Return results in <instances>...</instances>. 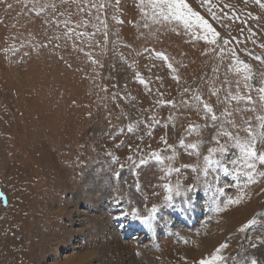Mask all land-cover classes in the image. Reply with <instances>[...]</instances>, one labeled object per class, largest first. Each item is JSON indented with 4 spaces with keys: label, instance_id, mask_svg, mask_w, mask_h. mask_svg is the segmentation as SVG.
Segmentation results:
<instances>
[{
    "label": "rangeland",
    "instance_id": "obj_1",
    "mask_svg": "<svg viewBox=\"0 0 264 264\" xmlns=\"http://www.w3.org/2000/svg\"><path fill=\"white\" fill-rule=\"evenodd\" d=\"M186 2L219 33L214 43L202 28L164 19L151 0H0V264H61L71 254L79 264H202L221 244L216 264H264V165L253 161L249 183L234 147L249 127L264 132V7ZM137 119L145 123L129 133ZM221 146L206 165L208 149ZM256 148L264 152L259 137ZM152 152L175 155L165 164L179 171L140 165ZM121 196L137 215L193 196L196 221H172L166 248L140 243L121 225ZM104 217L128 252L107 248L94 226Z\"/></svg>",
    "mask_w": 264,
    "mask_h": 264
},
{
    "label": "snow or ice",
    "instance_id": "obj_2",
    "mask_svg": "<svg viewBox=\"0 0 264 264\" xmlns=\"http://www.w3.org/2000/svg\"><path fill=\"white\" fill-rule=\"evenodd\" d=\"M256 3L259 4L261 7H264V4H261V0H256ZM151 6L153 9H158L159 13L163 16L164 19H168L169 17L183 21L185 28L187 29H204L207 32H210L213 36V40L210 41L211 43L215 42V37L219 35V33L215 32V30L211 27V25L197 12L192 11V9L189 7V4L186 2V0H151ZM203 39H207V35L201 37ZM225 43H228V41H225ZM160 53H157V56H160ZM163 59H167V57H162ZM257 59H260V57H257ZM243 63V62H240ZM171 67V65H169ZM245 68H247V65H244ZM237 71H240V69H237ZM250 78V77H249ZM260 92V99L264 100V87H261L259 89ZM248 99H251V97H247ZM197 100H200V97H196ZM204 108L208 111L211 112L212 109L210 106L207 104L204 105ZM211 119L215 121L217 117L213 114ZM257 120H259L260 123V128L264 129V116H257ZM152 121L155 123H159L158 121L155 120V117H152ZM145 121L143 119H137L135 123H130L127 126V131L129 133H135L139 131L140 125L144 124ZM119 132H123V128L118 129ZM190 131H196V129H191ZM247 132L249 133V139L246 142H241L240 139L237 137L236 138V143L234 147L238 148L243 156V161L246 164V167L250 169L251 171L245 172V175L248 177V182L253 183L255 182L253 177L254 174L256 173V164L253 162L255 160H259L262 165H264V152H261L259 156H257V148H256V140L257 137L260 138L261 140V147H264V132L256 133L251 127L247 129ZM147 135H151L150 132H146ZM223 135L225 137H231L233 134L231 132H224ZM141 139L143 137H140ZM162 140L164 138L162 137ZM165 143H167L166 140H164ZM180 144L184 145V141L180 140ZM118 145L117 147H119ZM188 149L192 150H197L196 154H200L198 150V145L196 143H189L186 145ZM216 151H219L221 153L227 151V149L223 146L217 148H210L208 149V155L203 156V160L205 161L206 165L213 163L211 153H214ZM109 156H111L113 163H118L119 158L115 155H113L111 152L108 153ZM176 157L175 155L168 156V157H163L161 154L158 152H152L150 156L146 158H141L139 160L140 165H144L148 162L149 159H154L160 166L161 168L166 171L167 173H171L173 171H179L178 168H175L171 166V164H165V160L172 161ZM128 160L132 161L133 158L132 156H128ZM233 163H236V161H232ZM134 163V162H133ZM125 165L121 164L120 167H124ZM132 165H129L131 167ZM118 175V173H116ZM259 176L264 177V172H259ZM139 187V185H136ZM172 189L169 187V191ZM0 196H3V193H0ZM228 204H239L240 199L232 200L229 199ZM156 206H153L149 211L147 216H137L139 219H143L145 222L148 221L149 217L153 216L156 212ZM217 211H221L222 209L220 207H217ZM248 223H255L254 220L248 221ZM240 231H243L244 228L241 227L239 229ZM260 243H264V241H260ZM227 244H221L218 246V248L215 250V253L212 255V257L208 261H203L202 264H216L217 261H220L223 259L221 255H219V252L221 249L226 248ZM253 248L256 247V244L254 243L252 245ZM251 264H257V261L255 258H251Z\"/></svg>",
    "mask_w": 264,
    "mask_h": 264
},
{
    "label": "bare ground",
    "instance_id": "obj_3",
    "mask_svg": "<svg viewBox=\"0 0 264 264\" xmlns=\"http://www.w3.org/2000/svg\"><path fill=\"white\" fill-rule=\"evenodd\" d=\"M120 194V193H119ZM125 196L127 197V193H124ZM122 197V196H121ZM99 199V198H98ZM123 200H121L124 205H127L123 211L120 212V218H123V216L127 217V220L122 219V227L128 228V230H133L138 233L137 239L142 242V239L146 236L149 235L148 239L149 242L147 244L154 246L155 244L161 245V247L166 248L167 246L170 245V242L173 241L174 236L176 235L173 229L170 228L171 222L169 219L171 217L176 216L178 212L181 213L180 219L185 225L191 224L193 220V213H194V208H193V197L188 196L186 198H176L172 200V205L168 207L169 209V216L167 217V214L163 211L159 213L160 216H162L160 219L156 218L158 214H154L153 216L149 217L148 221L145 222L143 219L137 218V216H147V214H143V212L140 215L136 214V211L134 210V205H131V202L128 200V198L122 197ZM128 200V201H126ZM167 208V207H166ZM107 216V215H106ZM108 223V218L104 217L102 222H95L94 226L97 227V230L100 232L101 235H106L107 240L106 241V246L107 248L113 250H124L125 252H128L126 246L120 238H123V235L120 233H116L118 235L115 236V233L112 231H108V228L106 227V224ZM174 232V235L171 237L172 233ZM144 233V234H143ZM143 234V235H141ZM141 236L140 238L138 236ZM109 244H112L111 246ZM156 247V248H157ZM163 249V248H162ZM253 254L252 251L249 252V255ZM64 260L62 261L61 264H79V262H82L84 257L81 255H76V254H71V255H64ZM128 264H132L129 262Z\"/></svg>",
    "mask_w": 264,
    "mask_h": 264
}]
</instances>
